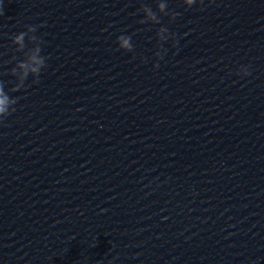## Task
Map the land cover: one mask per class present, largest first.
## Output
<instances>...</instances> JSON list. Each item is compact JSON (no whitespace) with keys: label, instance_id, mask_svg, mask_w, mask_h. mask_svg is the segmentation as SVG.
I'll return each mask as SVG.
<instances>
[{"label":"water","instance_id":"95a60500","mask_svg":"<svg viewBox=\"0 0 264 264\" xmlns=\"http://www.w3.org/2000/svg\"><path fill=\"white\" fill-rule=\"evenodd\" d=\"M158 2L0 0V264H264V0Z\"/></svg>","mask_w":264,"mask_h":264},{"label":"clouds","instance_id":"9594fccd","mask_svg":"<svg viewBox=\"0 0 264 264\" xmlns=\"http://www.w3.org/2000/svg\"><path fill=\"white\" fill-rule=\"evenodd\" d=\"M183 4L187 7H192L193 5L197 4L198 2L200 4L204 3V0H182ZM209 2L211 3L212 0H209ZM167 3L166 0H160V2L157 3V8L160 11H164L165 9H167ZM0 14H2V12H0ZM147 14L151 17L152 21H155L156 23H159V20L156 16V13L149 7L147 8ZM179 15V13H172V18L173 20ZM145 23L147 21H144ZM42 26V25H41ZM37 30V26H33V25H28L26 26V31H22L18 34L15 35L14 39V45L15 44H20L25 42L26 40V32H33L36 33ZM161 32H168L170 36H175L174 39H172V44L173 47H178V40L176 38V34L175 33H171L169 32V30L167 28H162ZM117 40L119 41L118 44V48L122 49L124 51H128L131 52L133 49V44L131 42V36L129 35H119L117 36ZM165 42V41H163ZM41 51L42 48L38 50L37 56L34 57V63L31 67V70L27 73H25L24 78H23V84H17L14 85L15 87V91L14 92H18L21 89H23L25 87V81L27 80V78L29 77V75H32L34 77L33 79V83H38L39 82V76L40 73L43 69H45L47 67L46 65V59L45 56L41 55ZM167 52V50L165 51V53ZM164 53V54H165ZM164 54L159 56V58H157L158 61L163 60L164 59ZM22 67H27V65L24 63L23 60L19 61ZM154 68H158L159 67V63H156L153 65ZM245 68H249L248 66H243ZM250 70L248 72H246V76H249ZM19 97H13L10 96L8 94V92L5 90L4 84L3 82H0V124L4 123V118H6L8 115H10L12 112H15V105L18 101ZM12 104V107L9 108V104Z\"/></svg>","mask_w":264,"mask_h":264}]
</instances>
